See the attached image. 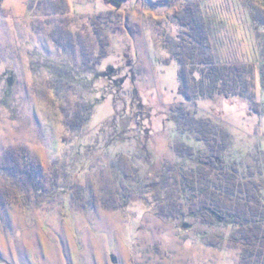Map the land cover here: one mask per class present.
Masks as SVG:
<instances>
[{"label": "rangeland", "instance_id": "obj_1", "mask_svg": "<svg viewBox=\"0 0 264 264\" xmlns=\"http://www.w3.org/2000/svg\"><path fill=\"white\" fill-rule=\"evenodd\" d=\"M0 1V264H255L236 229L162 215L142 188L222 164L200 136L224 129L238 181L264 189V1ZM204 61L242 66L244 94L195 85Z\"/></svg>", "mask_w": 264, "mask_h": 264}, {"label": "trees", "instance_id": "obj_2", "mask_svg": "<svg viewBox=\"0 0 264 264\" xmlns=\"http://www.w3.org/2000/svg\"><path fill=\"white\" fill-rule=\"evenodd\" d=\"M113 2L117 5L120 4V0H113ZM1 3L0 1V5ZM187 10L188 16L186 18L181 17L180 23L189 28L190 31L187 32L188 39L184 40L182 46L189 57H194L198 53L201 39L200 36H195L198 32V26L195 23V10L191 6ZM257 17L256 15L255 18ZM99 30L103 33L102 27ZM100 36L103 47L107 46L106 37ZM204 63L206 64L205 67L191 69L195 85L208 87L210 95L217 93L227 98H234L244 94L241 84L234 74L235 69L242 72V66L232 69L228 66L213 64L208 68L207 61ZM181 76L186 79L184 72H181ZM262 79L264 86V71L262 72ZM184 85L186 86V83ZM76 113L69 124L73 135L76 132L83 133L91 117V109L87 108L85 111H81L78 107ZM204 136L208 140L214 137L215 142L213 144H220L221 150L218 159L222 160L223 163L217 164V157H215L212 160V169H210L207 167L206 160L201 159L198 171H194L190 175L184 174L180 184L177 183L179 189H176L172 195H169V188L164 185V182L172 181L175 177H172L174 179H165L166 181L162 182L149 183L142 188L143 192H147L146 195L143 194L144 202L150 208L160 207L163 212L162 215L173 216L177 220L192 219L195 223L202 222L203 224L228 226L236 229L237 233L231 236L230 240L242 245L249 258H255L253 263L264 264L263 186L259 183H250L245 178L238 181L239 169L233 165L234 162H231L226 153L231 146L228 130L223 129L217 132L218 137L209 131L199 138L203 140L202 137ZM167 199H170L168 208L164 207ZM184 223L190 227L194 226L193 223ZM244 256L246 255L244 254ZM247 260V264H250V260Z\"/></svg>", "mask_w": 264, "mask_h": 264}, {"label": "water", "instance_id": "obj_3", "mask_svg": "<svg viewBox=\"0 0 264 264\" xmlns=\"http://www.w3.org/2000/svg\"><path fill=\"white\" fill-rule=\"evenodd\" d=\"M264 1V0H263ZM113 261H116V258L115 257H113Z\"/></svg>", "mask_w": 264, "mask_h": 264}]
</instances>
